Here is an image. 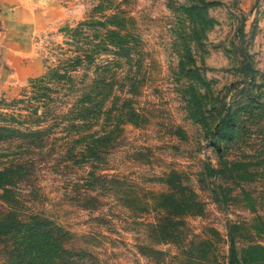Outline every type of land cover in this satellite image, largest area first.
<instances>
[{
  "label": "rangeland",
  "instance_id": "rangeland-1",
  "mask_svg": "<svg viewBox=\"0 0 264 264\" xmlns=\"http://www.w3.org/2000/svg\"><path fill=\"white\" fill-rule=\"evenodd\" d=\"M113 15L128 57L35 81L82 54L81 22ZM103 64L112 91L80 119ZM0 124L48 131L0 142L1 169L26 165L0 221L61 229L75 264H233L232 238L238 264H264V0H0ZM14 238L0 264H18Z\"/></svg>",
  "mask_w": 264,
  "mask_h": 264
},
{
  "label": "trees",
  "instance_id": "trees-1",
  "mask_svg": "<svg viewBox=\"0 0 264 264\" xmlns=\"http://www.w3.org/2000/svg\"><path fill=\"white\" fill-rule=\"evenodd\" d=\"M74 36L77 37V41L81 44L83 38L88 39L85 41L87 45L85 48L84 46H79V50H76L82 52V54L75 55L64 61L66 65L63 66V70L57 66L35 81L44 83L48 79L49 82H73L74 79L70 72L76 71L82 66H85L86 69L91 68L96 61V57L100 55L113 54L114 56L126 55L128 57L130 43L136 39L134 34L127 29L125 18L117 15L105 20L95 17L86 19L78 25ZM95 71L97 76L92 79L91 84L83 92V96L80 99V107L82 109V113L78 116L80 119L93 118L94 115L99 113L107 95L114 86L113 76L107 75V73L111 72L110 65H97ZM44 87L47 91H52L50 86ZM47 96H50V94L44 92L39 95V98ZM47 134V129H22L0 124V142L18 140L20 145L23 143L29 145V147H41ZM87 153H97L96 146H88ZM25 166L19 164L3 169L0 168V187L4 186L6 189V185L12 184L14 179L11 174L22 173ZM16 225L0 221V238L15 234V248L13 251L19 259L18 264H58L62 253L69 254V264L76 263L77 259L74 258L77 257V254L69 252L63 247L60 239H63L64 235L61 234V238L59 237V234L62 233L61 229L57 236L58 229L50 230L38 222L21 223L18 227ZM235 253V243L232 238L231 262L238 264Z\"/></svg>",
  "mask_w": 264,
  "mask_h": 264
}]
</instances>
